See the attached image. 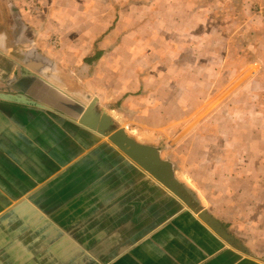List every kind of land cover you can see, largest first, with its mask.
I'll use <instances>...</instances> for the list:
<instances>
[{
  "label": "crops",
  "instance_id": "1",
  "mask_svg": "<svg viewBox=\"0 0 264 264\" xmlns=\"http://www.w3.org/2000/svg\"><path fill=\"white\" fill-rule=\"evenodd\" d=\"M162 6L163 0H0L3 264H264V143L250 144V158L235 156L241 131L228 127L220 110L216 126L214 115L204 120L199 112L197 125H181L187 114L172 109L179 93L163 95L147 61L154 46L166 53L170 47L158 38L152 45L129 42L140 34L138 23L165 22ZM145 9L154 15L146 18ZM171 65L192 79V66ZM126 76L132 81L123 89ZM164 77L174 88L180 84ZM94 99L118 129L160 150L235 243L81 123Z\"/></svg>",
  "mask_w": 264,
  "mask_h": 264
},
{
  "label": "rangeland",
  "instance_id": "2",
  "mask_svg": "<svg viewBox=\"0 0 264 264\" xmlns=\"http://www.w3.org/2000/svg\"><path fill=\"white\" fill-rule=\"evenodd\" d=\"M180 1L163 0L165 22L156 23L151 18L138 23L140 34L130 37L129 42L134 46H140L139 41L152 45L158 38L163 48L169 46V53L154 46L147 61L155 71L157 83L165 88L163 95L179 93L172 101V109L187 114L181 125H197L201 121L196 114L199 112L204 120L214 115L210 124L216 126V113L220 110L226 115V125L238 126L241 131L240 149L235 150V156L241 151L242 157L250 158V144L264 143V0H192L188 6ZM142 11L146 18L147 14L154 15L153 10ZM175 15L182 16L181 24L170 22ZM183 49L186 52H177ZM174 61L192 66V79L184 67L169 68ZM151 69L141 72L146 75ZM165 73L167 80L173 78L169 82L182 86L167 84ZM120 81L126 89L132 80L126 76ZM226 151L234 152L231 147Z\"/></svg>",
  "mask_w": 264,
  "mask_h": 264
},
{
  "label": "water",
  "instance_id": "3",
  "mask_svg": "<svg viewBox=\"0 0 264 264\" xmlns=\"http://www.w3.org/2000/svg\"><path fill=\"white\" fill-rule=\"evenodd\" d=\"M4 99L22 103L23 98L13 95H3ZM25 102V101H24ZM102 120L98 122L97 117ZM81 123L93 129L96 133L109 139L126 157L138 165L157 182L182 201L189 210L199 217L207 226L223 237L227 242H234L233 237L226 233L222 224L204 209L195 195L176 178L174 166L164 160L159 149L139 144L129 137L122 129H118L106 112L97 111V100L86 109Z\"/></svg>",
  "mask_w": 264,
  "mask_h": 264
},
{
  "label": "snow or ice",
  "instance_id": "4",
  "mask_svg": "<svg viewBox=\"0 0 264 264\" xmlns=\"http://www.w3.org/2000/svg\"><path fill=\"white\" fill-rule=\"evenodd\" d=\"M0 264H3V260H2V258H0ZM10 264H11V262H10Z\"/></svg>",
  "mask_w": 264,
  "mask_h": 264
},
{
  "label": "bare ground",
  "instance_id": "5",
  "mask_svg": "<svg viewBox=\"0 0 264 264\" xmlns=\"http://www.w3.org/2000/svg\"><path fill=\"white\" fill-rule=\"evenodd\" d=\"M115 117H116V119H117L118 121H120V118H119L118 116L115 115Z\"/></svg>",
  "mask_w": 264,
  "mask_h": 264
}]
</instances>
